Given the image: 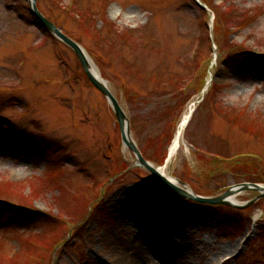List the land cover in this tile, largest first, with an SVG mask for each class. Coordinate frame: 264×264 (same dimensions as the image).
Here are the masks:
<instances>
[{
    "label": "rangeland",
    "instance_id": "obj_1",
    "mask_svg": "<svg viewBox=\"0 0 264 264\" xmlns=\"http://www.w3.org/2000/svg\"><path fill=\"white\" fill-rule=\"evenodd\" d=\"M36 7L86 52L143 157L167 167L180 188L219 197L240 183L264 185V0ZM135 163L73 51L27 0H0V264L129 261L132 247L148 249V229L181 245L188 264H264V199L241 210L188 201ZM141 261L160 264L152 255Z\"/></svg>",
    "mask_w": 264,
    "mask_h": 264
},
{
    "label": "water",
    "instance_id": "obj_2",
    "mask_svg": "<svg viewBox=\"0 0 264 264\" xmlns=\"http://www.w3.org/2000/svg\"><path fill=\"white\" fill-rule=\"evenodd\" d=\"M27 2L30 8V12L34 15L36 20L43 27H45L47 31H49L53 36H55L57 39H59L61 42H63L73 51L79 63L81 64L90 83H92V85L106 98L108 105L112 109L113 114L119 125L122 143L124 144L126 148H128L135 155L138 163L143 168H145L148 172H150L159 183H161L164 187H166L167 189H169L170 191H172L178 196L189 198L198 203L212 205V206L224 205L228 207L241 208L235 205L234 203L230 202L228 199L230 198V196L232 197L235 194L242 193L245 191H255L259 193L258 198L252 201L250 204L255 203L258 199L264 198V187L261 185H256V184L244 183V184L231 187L221 197H218V198H196L182 191L181 189L175 187L174 185H172L164 176L160 175L157 170L152 168L150 164H148L142 158L138 148L136 147L135 143L132 141L130 123H129L128 118L126 117L125 113L121 109L115 97L109 91L106 84L103 81H101L96 75L92 74V71H90L91 67L86 57L85 51L80 47V45H78L76 42L72 41L67 36H65L60 30H58L55 27V25H53L50 21H48L38 11L36 7V0H27Z\"/></svg>",
    "mask_w": 264,
    "mask_h": 264
},
{
    "label": "bare ground",
    "instance_id": "obj_3",
    "mask_svg": "<svg viewBox=\"0 0 264 264\" xmlns=\"http://www.w3.org/2000/svg\"><path fill=\"white\" fill-rule=\"evenodd\" d=\"M86 54V53H85ZM88 62L90 64L92 74L96 75L100 80H103L101 76H99V72H97L95 65L92 63V61L89 59V57L86 55ZM190 112V111H189ZM187 113L183 119L182 122L179 123V127L177 130L176 137H174L173 142L170 145V148L168 150V163L172 160V158L176 155L178 152V149L180 147L183 133L188 126L191 116L190 113ZM160 175L164 176L169 182L172 183V185L179 186V184L176 182L175 179L167 175L166 168H156L153 166ZM236 195V194H235ZM229 198V197H228ZM227 198V199H228ZM230 202H236L235 197H231L228 199ZM125 216L119 217V223L123 222L125 223ZM128 219V218H127ZM258 216L255 217V222H257ZM162 226L167 225L169 222L165 215L161 218ZM148 236L146 237V246L148 249H142V247H132V254H131V260L127 261L125 259H122L120 255H118L117 260H115L114 264H144L143 261H141L144 256L152 255L155 256L156 259L160 260V264H188L185 260L186 252L182 248L181 245L174 244V242L170 241L168 239V236L160 235L158 232L148 229ZM237 249V248H236ZM185 260V263L183 262ZM143 262V263H142ZM102 264V263H101Z\"/></svg>",
    "mask_w": 264,
    "mask_h": 264
},
{
    "label": "trees",
    "instance_id": "obj_4",
    "mask_svg": "<svg viewBox=\"0 0 264 264\" xmlns=\"http://www.w3.org/2000/svg\"><path fill=\"white\" fill-rule=\"evenodd\" d=\"M204 13V12H203ZM205 14V13H204ZM199 91H200V88H199ZM170 141V140H169Z\"/></svg>",
    "mask_w": 264,
    "mask_h": 264
}]
</instances>
